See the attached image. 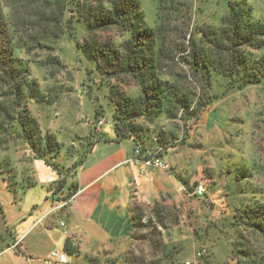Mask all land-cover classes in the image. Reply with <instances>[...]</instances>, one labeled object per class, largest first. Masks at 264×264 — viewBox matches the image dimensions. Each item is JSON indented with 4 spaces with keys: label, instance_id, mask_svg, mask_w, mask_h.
<instances>
[{
    "label": "rangeland",
    "instance_id": "1",
    "mask_svg": "<svg viewBox=\"0 0 264 264\" xmlns=\"http://www.w3.org/2000/svg\"><path fill=\"white\" fill-rule=\"evenodd\" d=\"M38 1L0 0V4L10 23L12 44L20 47L19 58L27 63L30 78L43 96L42 102L27 101L28 110L41 133L51 135L59 145L57 156L47 159L62 167L67 184L73 185L76 170L92 143L104 138V132L113 130L116 104L109 98L110 87L130 97L139 92L131 79L106 74L104 65V72H97L94 61L76 45L86 37L83 28L76 30L79 24L73 20L66 23V14L63 22L56 25L59 16L53 4L47 6L45 17H41L38 6L42 3ZM136 1L146 27H156L160 23L158 15L164 18V35L172 58L167 61V69L177 74L170 80L179 79L196 96L202 93L216 96L200 116L187 122V135L178 119L180 113L175 119L163 114L157 119L135 120L145 129L141 143L150 153H160V158L167 161L169 167L165 165L164 169L183 187L184 199L170 204L162 198L163 201H156V206L133 200L134 216L140 218L125 249L110 262L184 264L204 248L205 257L192 264H238L239 251L264 249V238L239 223L236 217L248 205L264 204V88L250 85L241 90L227 89L222 78H213L210 88H206L180 62L179 52L184 39H198V29L220 26L229 3L244 2L252 18L264 23V0ZM125 38L109 30L91 39L120 44ZM249 52L255 58L260 55ZM31 157L32 152L20 141H10L0 148V159L9 161L12 167L9 175H0V252L16 241L26 225H7L4 206L7 196L18 205L24 195L20 196L19 187L27 180H36ZM199 185L205 188L203 196L194 194ZM54 186L44 189L53 202L61 203L59 212H62L65 206L59 200L66 199L68 191L52 194ZM31 238L32 234L25 236L22 246L29 247ZM150 238L155 245L162 246L160 252L151 245ZM13 248L15 254L22 255L24 261L27 259L18 245ZM71 250L73 253L74 246ZM170 257L173 263L169 262ZM1 263L15 261L2 257Z\"/></svg>",
    "mask_w": 264,
    "mask_h": 264
},
{
    "label": "trees",
    "instance_id": "2",
    "mask_svg": "<svg viewBox=\"0 0 264 264\" xmlns=\"http://www.w3.org/2000/svg\"><path fill=\"white\" fill-rule=\"evenodd\" d=\"M38 2L42 3L38 6L41 17H45L47 6L53 4L58 9L56 25L63 22L66 14L68 16L66 23L73 20L80 25L76 26V30L83 28L86 37L82 43L77 41L76 45L94 61L97 72L103 73L104 65L106 74L133 81L139 92L136 97L114 91L110 87L109 98L116 104V111L112 116L114 134L112 141L132 140L140 149L138 159L148 157L147 153L151 151L141 143L140 136L145 129L135 120L157 119L163 114L175 119L180 113L178 119L183 122L182 128L186 134L187 122L200 116L216 96H205L204 93L196 96V93L189 91L179 79L170 80L172 75L177 74L167 69V61L172 58L167 47L168 38L164 35V18L158 15L160 23L154 28L146 27L136 0ZM2 8L0 4V148L10 141H20L26 145L33 155L31 162L42 161L59 177L57 181L42 187L50 189L55 184L52 194L67 190L66 199L62 197L59 200L66 206L76 193L77 184L74 180L73 185H68L62 167L47 159L48 156L51 158L57 156L59 145L54 137L41 133L37 120L28 110L27 101L42 102L43 96L37 83L30 78L27 63L19 58L20 47L12 44L10 23L6 21L7 16ZM109 30L126 37L125 40L115 44L97 43L91 39L93 35ZM198 36L197 40L194 37L187 41L184 39L179 60L206 88H210L213 78L226 80L227 89L241 90L250 85L264 88V23L252 18L251 10L244 2L229 3L228 13L222 18L220 26L198 29ZM249 51L260 55L255 58ZM159 154L156 153L155 156L160 158ZM11 171L10 162L0 159V175H9ZM36 186H38L36 180L25 181V184L19 187L20 196L27 189ZM12 192L15 197V191ZM156 205L154 202V206ZM134 208L135 206L131 204L132 228L140 218L134 216ZM2 215L4 216L3 213ZM236 217L239 223L264 238V204L248 205ZM149 242L157 252H160L161 245H155L151 238ZM71 246L72 243L68 239L65 240L63 245L65 254H72ZM164 249L166 251L167 247ZM169 252L168 249L167 254ZM238 254L240 259L238 264H264V249L257 251L252 248L239 251ZM171 259L170 257L169 262ZM88 262L97 264L99 261L89 258Z\"/></svg>",
    "mask_w": 264,
    "mask_h": 264
},
{
    "label": "crops",
    "instance_id": "3",
    "mask_svg": "<svg viewBox=\"0 0 264 264\" xmlns=\"http://www.w3.org/2000/svg\"><path fill=\"white\" fill-rule=\"evenodd\" d=\"M104 135L80 162L74 177L77 191L62 212L61 203L53 202L42 187L57 180L55 172L33 160L38 186L27 189L18 205L5 198L7 225H26L0 258L13 259L14 264H89V258L97 259V264H113L110 259L125 249L132 233L133 200L149 206L162 198L170 204L184 199L183 187L167 169L135 161L132 140L114 142L110 129ZM160 160L169 167L165 159ZM30 234L32 244L23 247V239ZM67 239L74 246L71 255L63 251ZM15 244L27 256L25 261L15 254ZM52 252L64 254L66 262L51 258Z\"/></svg>",
    "mask_w": 264,
    "mask_h": 264
},
{
    "label": "built area",
    "instance_id": "4",
    "mask_svg": "<svg viewBox=\"0 0 264 264\" xmlns=\"http://www.w3.org/2000/svg\"><path fill=\"white\" fill-rule=\"evenodd\" d=\"M133 154H134L135 161L141 163L142 165L153 166L155 168H162V169L165 168V165L160 160V158H157L154 154L147 153L148 157L146 156L145 158L138 159V157L140 156V149L137 146L135 147ZM194 194L196 196H203L205 194V188L202 185L197 186L195 191H194ZM60 226L63 227L64 224L60 223ZM205 254H206V250L204 248L201 250H198L195 253L193 260L192 261L187 260L184 262V264H192V262L194 263L195 260H200L203 257H205ZM50 256H51V258L57 259L60 263L66 262L65 255L62 253L59 254L57 252H52L50 254Z\"/></svg>",
    "mask_w": 264,
    "mask_h": 264
}]
</instances>
